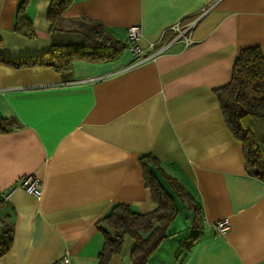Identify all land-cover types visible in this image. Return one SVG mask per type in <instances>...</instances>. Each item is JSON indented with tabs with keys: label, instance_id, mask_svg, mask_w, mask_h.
Masks as SVG:
<instances>
[{
	"label": "crops",
	"instance_id": "crops-1",
	"mask_svg": "<svg viewBox=\"0 0 264 264\" xmlns=\"http://www.w3.org/2000/svg\"><path fill=\"white\" fill-rule=\"evenodd\" d=\"M51 1L29 0V38L13 30L19 0H0L4 56L80 40L77 31H50ZM62 18L64 29L97 21L122 41L139 24V43L156 46L170 39V25L192 22L193 43L177 40L130 68L126 48L65 72L0 65V113L14 120L0 132V193L9 192L0 197V230L5 222L12 231L0 264H54L65 250L71 264H98L97 221L118 203L136 212L156 206L142 177L144 153L190 196L154 169L178 211L146 264H264V182L247 174L214 92L229 81L239 49L258 46L264 55V0H73ZM24 174L41 182L39 199L17 186ZM191 203L199 207L197 229ZM224 218L228 228L216 234L213 224ZM133 246L125 236L108 264H131Z\"/></svg>",
	"mask_w": 264,
	"mask_h": 264
},
{
	"label": "trees",
	"instance_id": "trees-1",
	"mask_svg": "<svg viewBox=\"0 0 264 264\" xmlns=\"http://www.w3.org/2000/svg\"><path fill=\"white\" fill-rule=\"evenodd\" d=\"M72 1L52 0L46 17L50 31H77L81 34L79 41L51 42L45 52L35 56L8 57L0 52V65L13 68L50 66L55 71L65 72L78 60L102 61L117 56L125 48L126 42L112 35L99 22L77 20L73 22L75 27H62V13ZM28 2L19 0L13 30L31 38L34 32L25 15ZM1 44L0 39V47ZM214 92L228 130L241 142L247 174L264 182V55L260 48L247 46L239 49L234 54L229 81ZM13 127L14 120L0 113V132H8ZM139 163L144 184L156 206L145 212L133 211L124 203L112 206L109 213L96 223L103 237L98 264L109 263L111 256L121 250L125 236L134 240L130 252L131 264H146L153 251L170 236L168 227L178 210L174 197L161 183L154 169L177 194L181 192L190 201L189 194L181 190L180 183L163 172L155 155L141 154ZM191 206L197 229L199 207L194 203ZM11 233V228L4 222L0 230V256L10 248ZM197 233L198 230L191 236L192 241L197 238Z\"/></svg>",
	"mask_w": 264,
	"mask_h": 264
},
{
	"label": "built area",
	"instance_id": "built-area-1",
	"mask_svg": "<svg viewBox=\"0 0 264 264\" xmlns=\"http://www.w3.org/2000/svg\"><path fill=\"white\" fill-rule=\"evenodd\" d=\"M192 22L180 23L176 22L170 25L172 36L165 42H161L156 46V42L150 40L146 45H141L139 39L141 37V29L139 24H133L126 28L125 42L126 50L131 54L132 61L127 68L140 65L146 61L154 60L157 55L167 49L173 42L180 40L185 46L193 43L191 36ZM90 78V80H94ZM79 81H84L79 80ZM17 186L24 190L26 193L39 199L42 194L41 182L32 174L22 175L17 182ZM2 199L9 197V192L0 193ZM216 234H223L228 228V221L226 218L220 219L213 224ZM54 264H71L69 251L65 250L58 260Z\"/></svg>",
	"mask_w": 264,
	"mask_h": 264
},
{
	"label": "rangeland",
	"instance_id": "rangeland-1",
	"mask_svg": "<svg viewBox=\"0 0 264 264\" xmlns=\"http://www.w3.org/2000/svg\"><path fill=\"white\" fill-rule=\"evenodd\" d=\"M97 77V76H96Z\"/></svg>",
	"mask_w": 264,
	"mask_h": 264
}]
</instances>
